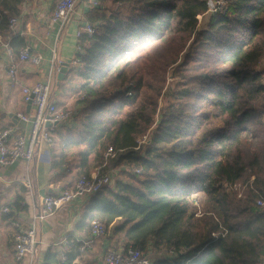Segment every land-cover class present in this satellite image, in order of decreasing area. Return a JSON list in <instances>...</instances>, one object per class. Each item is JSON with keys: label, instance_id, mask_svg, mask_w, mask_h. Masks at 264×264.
Instances as JSON below:
<instances>
[{"label": "trees", "instance_id": "1", "mask_svg": "<svg viewBox=\"0 0 264 264\" xmlns=\"http://www.w3.org/2000/svg\"><path fill=\"white\" fill-rule=\"evenodd\" d=\"M22 1L0 0V34ZM99 1L95 33L79 37L83 51L59 84L69 93L75 74L70 93L82 96L63 142L79 162L62 154L57 166L71 162L75 177L119 171L77 229L100 220L122 243L110 250L139 249L152 264H264V0H227L205 29L210 0ZM11 46L19 54L25 39ZM169 73L178 82L163 100ZM109 147L118 153L105 162ZM80 246L69 235L43 264H75Z\"/></svg>", "mask_w": 264, "mask_h": 264}, {"label": "crops", "instance_id": "2", "mask_svg": "<svg viewBox=\"0 0 264 264\" xmlns=\"http://www.w3.org/2000/svg\"><path fill=\"white\" fill-rule=\"evenodd\" d=\"M58 1L23 0L20 15L14 16L18 19L15 36L23 37L31 55L40 54L43 62L38 66L31 61L18 63L19 85L13 87L7 74L12 59L3 49H0V135L7 130L12 131V134H29L30 126L17 117L21 113L32 115L34 112L32 108L28 112V104L24 102L22 88L47 80L54 57L61 64L71 65L78 54L79 32L82 26L89 22L88 17L95 11H89L87 1L80 3L72 21L59 38V27L51 22V16ZM13 36L11 30L0 34L3 42ZM15 55L17 60L18 54ZM59 72L57 83L53 88V98L56 104L63 103L54 92L62 82L58 81ZM70 104V102L66 105L61 104L59 108L62 110L78 109ZM76 125V121H71L58 127L57 134L60 136H55V144L53 146L43 144L34 161H20L11 166H0V264H43L50 248L63 251L67 247L69 235L74 236L77 242L88 240L91 237L90 228L77 229L88 200L81 201V204H69L40 222L38 257L33 262L28 258L23 260L15 258V236L30 227L34 211L40 206L42 198L49 194H57L62 189L71 188L80 176H74L78 172L77 166L71 167V164L65 163L68 164L71 172L65 171L62 165L57 166L59 156L62 154L70 155L74 163L79 162L75 150L62 148L65 138H61V141L57 139L64 135L62 134L63 127L71 130L67 132L69 135L74 133ZM98 169L99 167L92 168L91 175L97 173ZM28 181L32 183V190L25 186V182ZM18 200H20L19 206L17 205ZM5 209H8V212H5ZM111 227H108L107 235L95 240L90 249L85 252L78 250L80 256L75 264H104L105 253L122 244L116 242L115 238H111Z\"/></svg>", "mask_w": 264, "mask_h": 264}, {"label": "built area", "instance_id": "3", "mask_svg": "<svg viewBox=\"0 0 264 264\" xmlns=\"http://www.w3.org/2000/svg\"><path fill=\"white\" fill-rule=\"evenodd\" d=\"M84 1L85 0H59L57 2L51 16V22L58 25L59 38L62 32H64V29L72 21L78 5ZM100 6L101 3L99 0H87V7L90 12H94ZM226 11L227 0H214L209 10L205 14L198 16L199 25L206 15L213 17L218 14H225ZM17 25L18 19L16 17H11L9 19L8 28L14 35L17 34ZM83 33L91 37L95 33L93 24L86 22L82 26L81 32H79V37H81ZM0 49H3L12 59L7 74L13 87L19 85L18 63L31 61L34 65L38 66L43 62V57L40 54L32 56L27 47L19 52L16 60V55L11 46V39L3 42L0 37ZM77 51L78 54H80L83 50L78 46ZM54 53L56 54V50ZM51 64L47 80L38 82L33 86H24L22 88L24 102L30 104L34 112L32 115L21 113L18 114L17 117L30 126V132L28 135L12 134V131L7 130L0 135V166H11L20 161H34L43 144L48 146H53L55 144V134L58 132V127L64 126L68 122L76 121V116L78 114L77 109L62 110L58 108L53 98V88L57 83V73L62 64L56 57H54ZM49 124L50 126H48ZM148 138L149 135H145L140 139L137 149L142 146L144 147L145 144L149 142ZM62 148H65L64 144H62ZM117 153L118 152L114 148L109 147L104 153L105 162L114 158ZM62 168L67 172H71L68 164H63ZM99 171L98 169V172L90 177H79L71 188L62 189L57 194H49L42 198L40 206L34 211L30 227L24 231H20L15 236V258L17 260L28 258L33 262L38 257V226L40 222L52 216L59 209L69 204H81V201H87L104 187L113 185L116 178L115 176L119 170H114L109 174H101ZM136 172L140 173L141 170L136 169ZM25 186L30 190L33 188L30 181L25 182ZM234 189L239 191L240 197L244 195L245 186L242 187L241 185H237ZM258 205L264 206V202L260 200L258 201ZM4 211L8 212V209ZM90 232L91 237L88 240L81 241V246L78 249L80 252H85L87 249H90L95 240L107 235L108 227L100 220H93L91 222ZM65 260L66 256L62 255V261ZM103 263L152 264V260L139 249L132 247L126 249L121 247L117 250L107 251L104 255Z\"/></svg>", "mask_w": 264, "mask_h": 264}, {"label": "rangeland", "instance_id": "4", "mask_svg": "<svg viewBox=\"0 0 264 264\" xmlns=\"http://www.w3.org/2000/svg\"><path fill=\"white\" fill-rule=\"evenodd\" d=\"M213 1L214 0H210V6L213 5ZM102 5H103V7L108 8V10H111V11L115 8V7H113V5L110 2L103 3ZM126 9H127V7L124 6L123 10H126ZM211 17L212 16H210V15H206L205 17H203L202 21L200 22L199 28L200 29H205L207 27ZM71 65H73V64H71ZM171 74L172 73L168 74L167 87L169 89L166 90V94H165L163 100H168V98L171 95V91H173V89L175 88L176 82H178V81H175V80H178V79L172 80ZM74 76H75V74L72 75V77H71L72 80H71V82L69 83V85L67 87L68 88L67 91L69 93H62L60 91V88H55L54 92L58 95L59 100L63 102V103H61L62 105H66V104H68V102H70L71 103L70 106L76 108V107H79V105L81 106L80 102L82 101V96H80V94H78V93H70V85H76L77 84V79H75ZM69 95H71V96H69ZM62 129H63V133L62 134H64V135L62 137L57 138L60 141H61V138H64L65 136L68 135L67 132L71 131V130L65 128V127H63ZM55 136L57 137V136H60V135L55 134ZM69 164H71V162ZM71 167H76V166L74 164H71ZM197 198H198L197 202H198L199 208L203 209L204 206H205V197L202 194H200V195H198ZM151 258H152L151 259L152 261L155 259L154 256H151Z\"/></svg>", "mask_w": 264, "mask_h": 264}, {"label": "water", "instance_id": "5", "mask_svg": "<svg viewBox=\"0 0 264 264\" xmlns=\"http://www.w3.org/2000/svg\"><path fill=\"white\" fill-rule=\"evenodd\" d=\"M61 67L62 68L60 69L59 76H58V81L59 82L63 81L65 75L68 73V71H69V64H66V63L65 64H62ZM30 110H31V105L28 104V112H30ZM48 126H50V124Z\"/></svg>", "mask_w": 264, "mask_h": 264}]
</instances>
